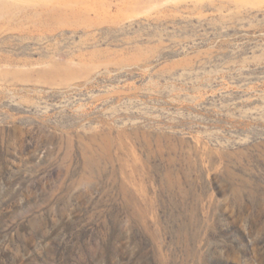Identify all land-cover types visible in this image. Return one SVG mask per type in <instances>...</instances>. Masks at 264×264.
<instances>
[{
	"label": "rangeland",
	"instance_id": "374dc122",
	"mask_svg": "<svg viewBox=\"0 0 264 264\" xmlns=\"http://www.w3.org/2000/svg\"><path fill=\"white\" fill-rule=\"evenodd\" d=\"M0 264H264V0H0Z\"/></svg>",
	"mask_w": 264,
	"mask_h": 264
}]
</instances>
